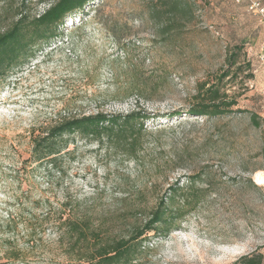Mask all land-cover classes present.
Returning <instances> with one entry per match:
<instances>
[{
	"label": "rangeland",
	"instance_id": "rangeland-1",
	"mask_svg": "<svg viewBox=\"0 0 264 264\" xmlns=\"http://www.w3.org/2000/svg\"><path fill=\"white\" fill-rule=\"evenodd\" d=\"M149 1H93L0 83V264H76L47 227L50 209L67 202L128 234L165 188L203 166L215 190L179 228L150 233L143 264H231L264 253V18L246 2L195 0V19L169 39ZM25 3L39 14L50 1ZM235 52L243 70L223 81L233 112L185 114L198 84L216 80ZM134 109L151 115L134 152L77 135L57 165L30 160L33 137L64 117Z\"/></svg>",
	"mask_w": 264,
	"mask_h": 264
},
{
	"label": "trees",
	"instance_id": "trees-1",
	"mask_svg": "<svg viewBox=\"0 0 264 264\" xmlns=\"http://www.w3.org/2000/svg\"><path fill=\"white\" fill-rule=\"evenodd\" d=\"M25 1L4 0V17L0 16V83L28 64L52 41L62 37L66 18L84 11L95 0H49V6L39 14H31ZM147 8L151 20L164 22L162 31L171 39L173 31H179L181 26L195 19L197 3L195 0H150ZM6 17L9 23L3 26ZM236 50L240 52V46ZM238 53L230 55L228 69L216 80L198 84L185 114L209 120L233 112L237 100L227 92L223 81L227 77L236 81L238 72L243 70L238 64ZM181 113L176 110L172 114ZM150 118L148 112L138 109L127 113L99 111L64 117L45 133L33 137L30 160L51 167L57 165L71 153L69 147L77 135L134 152L147 134L146 121ZM252 118L259 125L257 118ZM211 174L207 166H203L180 176L161 192L148 216L128 234L114 233L92 213L75 209L67 202L46 213L47 227L56 234L65 257L76 264H143L144 243L151 239L150 233L165 236L179 228L187 214L199 207L209 191L215 190ZM249 183L259 188L251 179ZM231 264H264V253L254 249Z\"/></svg>",
	"mask_w": 264,
	"mask_h": 264
},
{
	"label": "built area",
	"instance_id": "built-area-1",
	"mask_svg": "<svg viewBox=\"0 0 264 264\" xmlns=\"http://www.w3.org/2000/svg\"><path fill=\"white\" fill-rule=\"evenodd\" d=\"M240 4L242 2L247 3L248 10L258 15L261 19L264 18V5L260 0H233ZM260 58L264 61V48L261 50Z\"/></svg>",
	"mask_w": 264,
	"mask_h": 264
}]
</instances>
